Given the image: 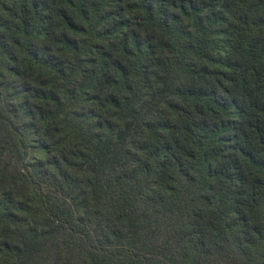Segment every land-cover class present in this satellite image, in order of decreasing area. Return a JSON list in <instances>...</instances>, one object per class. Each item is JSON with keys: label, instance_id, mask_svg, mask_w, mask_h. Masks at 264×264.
<instances>
[{"label": "trees", "instance_id": "obj_1", "mask_svg": "<svg viewBox=\"0 0 264 264\" xmlns=\"http://www.w3.org/2000/svg\"><path fill=\"white\" fill-rule=\"evenodd\" d=\"M0 264H264V0H0Z\"/></svg>", "mask_w": 264, "mask_h": 264}]
</instances>
